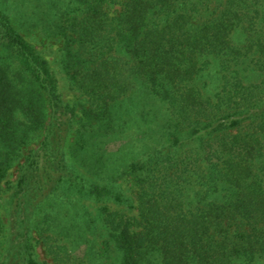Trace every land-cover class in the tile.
<instances>
[{
  "label": "trees",
  "instance_id": "1",
  "mask_svg": "<svg viewBox=\"0 0 264 264\" xmlns=\"http://www.w3.org/2000/svg\"><path fill=\"white\" fill-rule=\"evenodd\" d=\"M38 245L264 264V0H0V264Z\"/></svg>",
  "mask_w": 264,
  "mask_h": 264
},
{
  "label": "rangeland",
  "instance_id": "2",
  "mask_svg": "<svg viewBox=\"0 0 264 264\" xmlns=\"http://www.w3.org/2000/svg\"><path fill=\"white\" fill-rule=\"evenodd\" d=\"M33 45L36 47V49L41 53V55H45L46 59L50 62V65L55 72L59 90L62 96V99L67 102L74 105L75 102L78 100V95L71 89L70 82L67 76L64 75V73L61 70V67L59 66V61L61 60V54L59 52V46L58 45H48L42 46V41L40 40V37L37 36H31L30 40ZM34 148L37 147V145L33 146ZM17 173L14 170L12 173V176L10 177V182L15 183ZM36 254L40 261H45L48 264H53L51 259L46 255L45 250L41 245H38L36 247Z\"/></svg>",
  "mask_w": 264,
  "mask_h": 264
}]
</instances>
